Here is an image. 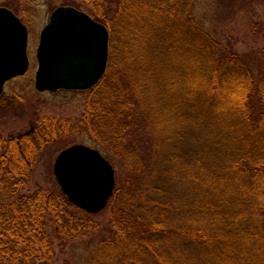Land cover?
I'll use <instances>...</instances> for the list:
<instances>
[{
	"label": "trees",
	"instance_id": "obj_1",
	"mask_svg": "<svg viewBox=\"0 0 264 264\" xmlns=\"http://www.w3.org/2000/svg\"><path fill=\"white\" fill-rule=\"evenodd\" d=\"M76 1L93 10L64 4L109 32L106 72L85 91L101 103L90 146L126 175L95 222L60 190H29L45 131L0 138V264H59L79 247L69 264H264V48L216 40L195 0Z\"/></svg>",
	"mask_w": 264,
	"mask_h": 264
},
{
	"label": "rangeland",
	"instance_id": "obj_2",
	"mask_svg": "<svg viewBox=\"0 0 264 264\" xmlns=\"http://www.w3.org/2000/svg\"><path fill=\"white\" fill-rule=\"evenodd\" d=\"M6 2L0 0V7L7 8ZM64 2L71 4L76 2V5L93 10L90 5L76 0H13L12 9L15 15L28 29L27 55L30 65L24 75L9 80L5 86L3 103L0 104V138L6 140L32 129L47 133L51 145L39 158L37 168L32 174L33 180L29 184L31 191L37 188L59 191L53 175V164L57 155L72 145L92 147L89 140L98 132L93 127L102 128L99 117L96 116L94 119L93 115L90 118L88 113V105L92 100L95 105L101 104L99 96L95 98V95L85 91L39 92L35 88V75L38 69L36 53L40 35L48 24L51 13L58 7L68 6ZM97 12L102 13L103 9L97 7ZM192 14L198 27L240 54L251 53L252 50L258 53L264 48V0H236L234 4L229 0H195ZM118 33L115 39L119 48L114 59V69L116 65H120L119 58L122 55L119 50L125 42L122 32ZM89 119L91 122L94 120V126L90 125ZM105 129L108 127L105 126ZM160 131L164 137L168 135L166 127H161ZM104 154L115 170V185L116 182L122 184L123 176L126 175L123 164L110 153ZM108 204L98 213L95 222L107 218L110 207ZM68 249L70 247L63 251L66 253ZM83 249L79 247L75 256L71 251L69 255L60 254L57 256L59 264H69L68 259L76 260L79 256L85 259L87 255Z\"/></svg>",
	"mask_w": 264,
	"mask_h": 264
},
{
	"label": "water",
	"instance_id": "obj_3",
	"mask_svg": "<svg viewBox=\"0 0 264 264\" xmlns=\"http://www.w3.org/2000/svg\"><path fill=\"white\" fill-rule=\"evenodd\" d=\"M108 30L73 7L55 9L44 27L36 53L35 88L39 92L85 91L105 73ZM28 31L16 15L0 7V95L6 82L29 68ZM53 175L68 201L97 215L115 188L112 165L95 149L78 144L58 154Z\"/></svg>",
	"mask_w": 264,
	"mask_h": 264
}]
</instances>
